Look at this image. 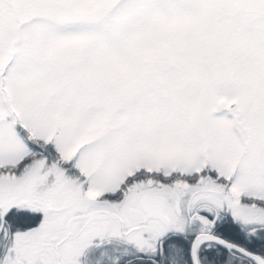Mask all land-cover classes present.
I'll list each match as a JSON object with an SVG mask.
<instances>
[{
    "label": "snow or ice",
    "instance_id": "6c2138e0",
    "mask_svg": "<svg viewBox=\"0 0 264 264\" xmlns=\"http://www.w3.org/2000/svg\"><path fill=\"white\" fill-rule=\"evenodd\" d=\"M0 264H264V0H0Z\"/></svg>",
    "mask_w": 264,
    "mask_h": 264
}]
</instances>
